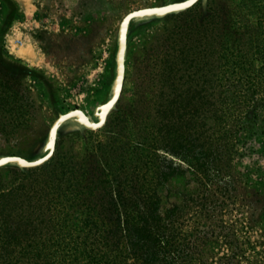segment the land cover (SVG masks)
Masks as SVG:
<instances>
[{"label":"rangeland","instance_id":"1","mask_svg":"<svg viewBox=\"0 0 264 264\" xmlns=\"http://www.w3.org/2000/svg\"><path fill=\"white\" fill-rule=\"evenodd\" d=\"M24 1L0 0V72L11 79L0 86V264H57L60 223L80 219L71 196L86 161L116 175L126 191L153 187L150 176L165 163L182 171L156 185L163 208L180 206L175 237L190 256L180 264H264V120L247 116L264 105V0H197L128 20L121 90L104 117L125 17L188 0ZM221 9L231 19L232 47H219L214 30L218 52L206 58L192 42L193 26ZM21 44L43 64L15 56ZM203 79L215 98L226 97L232 133L210 182L166 152L150 127L162 95ZM63 207L69 220L61 219Z\"/></svg>","mask_w":264,"mask_h":264},{"label":"trees","instance_id":"2","mask_svg":"<svg viewBox=\"0 0 264 264\" xmlns=\"http://www.w3.org/2000/svg\"><path fill=\"white\" fill-rule=\"evenodd\" d=\"M230 20L221 9L207 14L200 24L193 26L198 37L192 42L203 46L204 57L218 52L210 42L214 30L216 37L223 38L219 47L226 52L231 50ZM175 65L174 62L165 63L159 73L162 82L171 79L170 73L174 72ZM209 81L203 79L202 86L192 81L195 88L189 86L164 98L162 95L160 98L165 101L155 107L150 127L153 138L163 144L166 152L184 160L189 168L210 182L213 172L220 169L218 162L229 154L232 133L226 126L230 118L226 97L215 98L209 93ZM10 82V77L0 72V86L8 87ZM2 89L3 101L5 96L2 94L6 89ZM247 116L249 119L261 116L264 120V105L248 111ZM165 164V168H155L150 176V183L155 182L153 187L145 189L141 185L133 190L131 186L126 191L119 186L116 175L107 174L101 171L102 168L97 173V169L86 161L82 181H76L74 194L71 193L72 201L77 204L74 206L80 210V219L75 225L60 223L65 233L59 237L57 264H180L184 258L190 257L188 253L184 254L185 240L179 241L175 237L178 235L176 224L181 217L180 206L163 208L157 191L156 185L163 186L169 178L182 174L171 162ZM65 212L63 207L60 214L64 221L69 218ZM46 264L49 263L46 261Z\"/></svg>","mask_w":264,"mask_h":264},{"label":"water","instance_id":"3","mask_svg":"<svg viewBox=\"0 0 264 264\" xmlns=\"http://www.w3.org/2000/svg\"><path fill=\"white\" fill-rule=\"evenodd\" d=\"M197 0H194L196 2ZM193 0H188L186 2L177 4V5H170L159 9H143L138 12L131 13L125 17L123 20V23L121 25L120 29V35H119V47H118V53H117V64H118V72H117V78L115 82V88L114 93L111 98V100L107 103V105L102 110L101 116L104 117L108 109L112 106V104L117 100L120 90H121V84L123 79V53L125 48V24L128 20L134 17L143 16V15H150V14H164L171 11H176L180 9L187 8L191 6L193 3ZM52 144V142H51ZM37 164V163H36Z\"/></svg>","mask_w":264,"mask_h":264},{"label":"bare ground","instance_id":"4","mask_svg":"<svg viewBox=\"0 0 264 264\" xmlns=\"http://www.w3.org/2000/svg\"><path fill=\"white\" fill-rule=\"evenodd\" d=\"M19 1L25 4L24 0ZM12 53L32 65L40 66L43 64L40 54L36 53L31 45L21 44L20 46H15L12 49Z\"/></svg>","mask_w":264,"mask_h":264},{"label":"snow or ice","instance_id":"5","mask_svg":"<svg viewBox=\"0 0 264 264\" xmlns=\"http://www.w3.org/2000/svg\"><path fill=\"white\" fill-rule=\"evenodd\" d=\"M193 2H194V0H193Z\"/></svg>","mask_w":264,"mask_h":264},{"label":"built area","instance_id":"6","mask_svg":"<svg viewBox=\"0 0 264 264\" xmlns=\"http://www.w3.org/2000/svg\"><path fill=\"white\" fill-rule=\"evenodd\" d=\"M18 42V41H17Z\"/></svg>","mask_w":264,"mask_h":264}]
</instances>
